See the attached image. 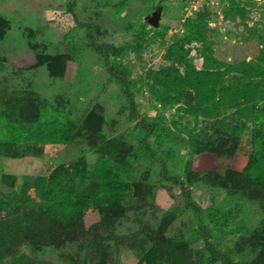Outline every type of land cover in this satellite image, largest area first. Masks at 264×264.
<instances>
[{
    "label": "rangeland",
    "instance_id": "obj_1",
    "mask_svg": "<svg viewBox=\"0 0 264 264\" xmlns=\"http://www.w3.org/2000/svg\"><path fill=\"white\" fill-rule=\"evenodd\" d=\"M70 2L0 0V199L40 201L38 177L65 173L76 190L100 188L96 175L78 177L98 165L122 194L79 209L47 238L31 237L22 258L226 264L196 237L205 223L237 264H264V173L253 144L264 122V0H78L77 18ZM83 21L98 42L124 48L111 62L128 68L138 115L159 123L154 134L137 127ZM45 123L57 141L29 136ZM112 233L132 237L89 247Z\"/></svg>",
    "mask_w": 264,
    "mask_h": 264
},
{
    "label": "trees",
    "instance_id": "obj_2",
    "mask_svg": "<svg viewBox=\"0 0 264 264\" xmlns=\"http://www.w3.org/2000/svg\"><path fill=\"white\" fill-rule=\"evenodd\" d=\"M77 4L78 0H71L69 4L70 11L76 18ZM79 24L87 30L91 47L104 57L106 64H108V71L122 84L131 105V115L138 121L137 127L145 130L148 135L154 134L159 128V123L152 118L138 115L136 98L129 83L128 68L120 63L111 62V57L119 56L124 48L114 43L98 42L93 23L83 21ZM184 90L185 88L182 89V94ZM56 132L54 125L45 123L30 131L29 136L39 141L53 140L52 142H54L57 141L54 139L59 136V133ZM253 144L258 150L256 172L264 173V122L261 131L255 136ZM108 169L107 166L98 165L93 170L85 171L84 174L78 176L84 182L87 174L96 175L100 188L76 190L72 180L65 173L63 176L58 174L52 181H47L46 177H38L36 189L40 201L34 200L26 193L14 196L9 200L0 199V264H6L5 260L11 256H15L20 264H36L32 258L23 259L20 254L22 246L31 237L47 238L52 234L57 224L71 218L79 209L88 207L95 202L117 200L122 194L121 186L118 185V178L116 179L111 175ZM164 177L168 181L181 185L187 207L199 212L200 204L185 182L180 177L172 175L166 167ZM195 235L205 242L212 261L237 264L228 253L220 250L214 243L210 227L207 224L201 223ZM131 237V235L112 233L91 241L89 247L98 240H110L120 247Z\"/></svg>",
    "mask_w": 264,
    "mask_h": 264
},
{
    "label": "water",
    "instance_id": "obj_3",
    "mask_svg": "<svg viewBox=\"0 0 264 264\" xmlns=\"http://www.w3.org/2000/svg\"><path fill=\"white\" fill-rule=\"evenodd\" d=\"M158 19H159V15L158 14H154L152 16H149V21L155 25H158ZM190 91H188L189 93Z\"/></svg>",
    "mask_w": 264,
    "mask_h": 264
}]
</instances>
